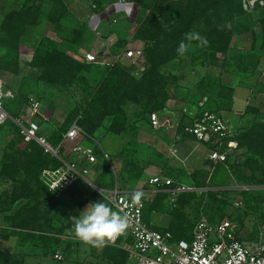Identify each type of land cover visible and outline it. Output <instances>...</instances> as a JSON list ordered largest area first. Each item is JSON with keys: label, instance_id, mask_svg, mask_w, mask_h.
Instances as JSON below:
<instances>
[{"label": "rangeland", "instance_id": "rangeland-1", "mask_svg": "<svg viewBox=\"0 0 264 264\" xmlns=\"http://www.w3.org/2000/svg\"><path fill=\"white\" fill-rule=\"evenodd\" d=\"M46 1L0 0V21L12 10H23L27 4H45ZM113 2L136 4L131 0H107L105 3ZM150 2L153 3L152 0ZM75 3L82 12L86 11V15L93 10L89 17L94 18L96 14H99L102 19L117 20L115 29L123 39L119 46L113 47L116 55L125 49L129 39H142L143 47H145L147 44L144 38H146L150 46L154 42V36L161 33L159 28H167L179 22L174 14L170 12L164 15L155 14L152 8L144 12L143 8L138 6L134 20L131 17L127 18L123 13L122 15L112 13L111 9L107 13L109 6L105 9L93 5L94 8H92L91 3L94 4L92 0H78ZM167 10L166 7L165 12ZM230 12L232 14L225 9L219 13L211 12L206 21L198 22L184 38L186 50L183 53L178 52L174 59L160 68L165 79V84L162 86L163 94L160 96L161 100L165 99L163 110H171L181 118V114H184L183 110L187 108L199 121L205 117L206 113L218 116L226 127L227 136L220 139L216 135H211L210 141H200L184 129L194 126L193 119L183 117L178 130L169 132L172 137L167 135V131V133H159L162 139L155 141L154 138L158 132H153L150 128L149 112L145 102L137 104L130 102L123 106L125 119L116 123L118 128L125 127L121 135L130 139L127 147L116 157L104 154L100 150L102 155L98 157L100 161L104 159V162L114 170L117 189H126L137 187V181L142 178L155 176L191 184L195 177L193 174L195 169L201 165L207 170L210 169L203 165L208 152L215 148L221 150L230 166V184L223 187L190 190L176 210L171 208L168 195L157 193L158 201L154 207L152 201L146 203L145 214L149 221L153 215L162 216L166 220L162 228H170L172 225L180 226L179 229L182 231L180 234L186 236L191 235L195 223L206 216L216 221L229 219L233 222L238 236L255 237L259 236V222L264 217V141L261 140L258 143L254 141L251 145L243 142L244 145H241L235 139L239 133L254 124L264 122V0H241L240 4H235ZM40 16L47 17L46 12ZM54 27L52 22L44 20L40 25L28 30L23 38V42L27 45L25 51L23 49V53L26 54L23 56L24 59L31 57L28 55L32 52L31 50H34L41 37L45 34L55 35ZM215 31L230 34L231 41L226 49H219L215 42H209L213 37H217ZM189 34H191L190 38ZM29 49H31L30 52ZM148 66L146 52L143 50V54L134 59V65L128 71L140 78ZM90 74L96 76L98 72ZM19 75H17L18 78L12 76V79L11 77L3 79L6 85L9 83L11 85L14 82H20L21 76H24L26 82L30 80V83L23 84L26 92L36 95L44 104L58 97L60 102L70 106L69 117L74 115L76 109L83 106L88 99L86 92L76 85L54 87L45 82L32 81L31 74ZM205 104H209L210 108L204 109ZM111 121L112 117H107L99 132H107ZM47 127H51L50 122L42 125V128ZM228 137L232 138L233 147H230ZM13 138L10 137L13 141L12 147L8 148L7 143L6 147H0V160L5 151L13 152L17 148L27 146V142L21 138ZM220 140L222 143L219 142ZM101 141L104 148L111 153L117 151L120 148L119 144L122 143L113 135L106 136ZM51 143L55 147L59 145L55 140ZM171 143H175L172 148ZM68 144L70 142H67L63 148L67 149L66 151L72 149ZM89 144L92 147L97 146L92 142ZM173 148H178V153H174ZM96 149H99L98 146ZM173 153L178 154L179 157H185V163L178 160ZM10 179L0 174L2 194L12 193L13 186ZM93 181L92 178L91 182ZM94 186L88 182H81L80 191L75 190L72 200L63 199L58 210L51 215L52 219L43 223V230L50 232L53 240H48L46 243L40 242V245L35 247L37 248L35 257L38 258L33 263L121 264L119 262L124 261L123 258L118 257L115 261H108L107 257L113 253L112 247L107 245L97 248L85 245L74 235L72 218L78 217L88 203L96 202L91 199L94 191L101 195L105 191ZM155 186L158 187V185ZM154 211L156 214H153ZM0 217V238L8 241L5 247L3 243H0V250L12 256L8 264H25L23 255L26 256V254L17 253L14 238L19 242L32 241V239L16 236L15 230L5 227L2 213ZM57 251L63 255L62 261H55L54 256ZM16 253L18 256L15 255Z\"/></svg>", "mask_w": 264, "mask_h": 264}, {"label": "trees", "instance_id": "trees-1", "mask_svg": "<svg viewBox=\"0 0 264 264\" xmlns=\"http://www.w3.org/2000/svg\"><path fill=\"white\" fill-rule=\"evenodd\" d=\"M106 1L93 0V3L97 8H102ZM131 1L143 8L144 12L152 8L155 10V14L164 15L170 12L179 19L178 24H172L167 28H159L161 33L158 36H154V42L150 46L148 40L141 36L147 44L142 48L146 52L149 66L140 78L133 76L128 70L116 63L106 67L94 62L87 64L86 61H81L69 55L62 49L61 44L57 40L46 35L41 37L36 44L31 61L28 64L38 70L36 79L46 83L57 84L58 86L76 85L81 87L88 96L86 104L77 108L74 115L53 131L49 137L50 141L53 142L55 140L59 143L62 139V134L68 130L72 121L77 117H79L80 126L87 134L85 136L87 144L93 142L90 137L95 136L96 131L101 128L103 121L107 117H112L107 131L122 134L125 131V127L118 128L116 123L125 119L126 115L123 109L125 103L132 102L137 104L145 102L149 112L148 121L152 112L163 111L165 99L161 100L160 96L163 94L162 86L165 84V79L160 70L161 66L177 56V49L181 42H184L186 35L198 22L206 21L211 12L213 14L219 13L225 9L232 14L230 10L233 9L235 4H240L241 2V0H152L153 3L150 0ZM166 7L168 10L165 12ZM44 12H46L47 17L40 16ZM73 19V14L69 10L66 0H47L45 4L40 3L37 5L27 4L23 10H12L4 16L0 21V47L4 49V53L0 58V75L2 70H8L14 75L20 74V46L23 43V38L27 35L30 28L40 25L44 20L52 22L55 25V31L59 34L62 33L63 29L71 31L75 41L78 42L84 30H81L82 26L75 24ZM215 33H217V37H213L209 42H215L219 49H226L231 41L230 34H225L222 31H215ZM91 72H98V74L94 76L90 74ZM6 88L8 89L9 87L6 86ZM27 100L28 93L20 88L14 97L4 99V107L12 118H18ZM209 108V104H205L204 109ZM212 110L215 109L212 108ZM0 134L10 137L12 135V138L19 137L25 141L20 135L18 125L12 119H8L0 126ZM235 139L241 145H244L243 142L251 145L254 141L256 143L261 140L264 141V122L254 124L239 133ZM228 140H232V138H228ZM12 143V140L8 142V148L12 147ZM94 149L97 157L100 158L102 155L101 151L96 149V147ZM63 157L65 160L70 159L68 156ZM60 165L61 161L58 158L45 153L43 147L34 140L27 142V146L24 148H17L13 152L5 151L0 160V174L3 177L11 178L13 186L10 195L7 193L2 194L0 191V213L3 215L6 228L15 230L14 234H17L16 236L32 239V241L25 240L21 242L25 245L37 247L40 242L46 243L48 240H53L51 238L52 234L43 230V223L52 219L51 215L58 210L63 199L72 200L75 190L80 191L79 184L85 182L82 179L78 180L59 197H56L41 180V174L46 168H55ZM203 165L210 167V169L207 170L204 167L195 169L193 172L194 180L191 184H188L189 186L204 189L206 187H223L230 184V166L228 161L213 162L207 155ZM138 170L141 171L139 168ZM93 180L94 185L101 189L110 190L115 188V172L111 166L104 162V159L99 162ZM175 182L184 183L182 181ZM186 193L179 195L177 206L173 209L176 210L179 207ZM158 194L168 195V192L161 190ZM103 197L97 191L91 194V199L96 202L103 200ZM157 201L158 198H155L152 202L154 203L152 204L153 207ZM104 202L109 203L106 198ZM143 215L145 219V208ZM208 219L212 223L217 222L216 220ZM150 227L161 232L170 231L174 240L190 239L192 235V233L187 236L180 234L182 232L179 229L180 226L172 225L170 228H156V226L150 225ZM127 241H130V239L127 238ZM122 242L123 236L118 240L117 246L108 244L109 247H112L113 253L107 257V260L115 261L118 257L119 259H124V261L119 262L121 264H135L130 253L120 246ZM10 259H12L10 254L0 250V264H8Z\"/></svg>", "mask_w": 264, "mask_h": 264}, {"label": "built area", "instance_id": "built-area-1", "mask_svg": "<svg viewBox=\"0 0 264 264\" xmlns=\"http://www.w3.org/2000/svg\"><path fill=\"white\" fill-rule=\"evenodd\" d=\"M142 54V47L130 48L123 54L116 55L115 61L122 58L134 60ZM101 59L103 55L92 52L85 54L87 62L103 63ZM6 86V82L0 75V126L8 119H12L18 125L20 135L26 142L36 141L43 147L45 153L61 161L59 167L46 168L41 174V180L48 186L49 191L60 183L64 176L66 177L61 185L55 191H50L56 197L78 180L93 178L100 160L93 147L81 143L87 134L78 122L79 117L72 121L68 130L62 134L58 147H55L41 132V125L46 119L41 113V101L31 96L24 108V113L18 118H12L4 107V99L14 97V92ZM183 113L182 118L193 117L195 122L194 126L184 129L200 141H210L211 135H216L220 139L227 136L226 127L218 116L206 113L205 117L199 121L187 108L183 110ZM149 121L154 129H178L182 123L181 118L171 110L152 112L149 115ZM67 142H70L68 145L72 148L68 151L63 149ZM219 142L222 143V140ZM228 143L230 147H233V140H229ZM61 152L65 156H73L65 160ZM208 155L213 162H226V156L218 148L211 150ZM150 181L152 184L166 188L170 194L171 208L177 206L181 193L198 189L161 176H155ZM103 196L114 211L126 215L129 221L124 233L109 245L117 246L118 240L123 236L120 246L130 253L135 264H264V217L259 222L260 232L257 239L239 237L233 222L229 219L212 223L203 216L195 223L190 239L174 240L170 231L161 232L151 228L145 222L143 200L133 203L132 196L117 189L104 191ZM127 238L130 241H127ZM55 257L60 260L63 256L57 253Z\"/></svg>", "mask_w": 264, "mask_h": 264}, {"label": "crops", "instance_id": "crops-1", "mask_svg": "<svg viewBox=\"0 0 264 264\" xmlns=\"http://www.w3.org/2000/svg\"><path fill=\"white\" fill-rule=\"evenodd\" d=\"M75 1L78 2V0H66V4H67L69 10L71 11V13L73 14V17H74L73 22H75V24L82 26L80 29L84 30L81 39L78 42H76L74 39V35H72L71 31H66L65 29L62 30L61 34H59L55 31V28H54V31H55L54 34L55 35H50V34H45V35L52 38V39L57 40L61 44V47H62V49H64V51H66L69 55L74 56L75 58H77L81 61H86L85 60V54L92 52V53H95L97 55H103V59H101V61H104V62L103 63L102 62L96 63V64H100V66H103V67L112 66L114 63H116V64H119L122 67H124L126 70L131 69L134 65V60H132V59L122 58L121 60L115 61L116 60L115 59L116 54L113 51V47L119 46L120 41H122V39H123L121 37V35L119 34V32L117 31V29H115V26H116L115 23H117V20L116 19L115 20L102 19L101 16H99V14L98 15L96 14V16L94 18L92 16L89 17L90 13H92L93 10L90 11L89 15L88 14L86 15V11L82 12L79 9V7L77 6V4L75 3ZM92 2H93V0H92ZM91 5H92L91 7L94 8L95 4L91 3ZM108 6H109V9L106 10L107 13L111 9L112 13H116V14H120V15H122V13H123V14H126L127 18L131 17L134 20L136 18V12H137L136 8L138 7V5H136V4H132V3L131 4H126V3L125 4L124 3L118 4L117 2H113L110 4H106V3L104 4L105 9ZM104 26H105V28H104ZM141 47H143V41L141 39H135V40L129 39L127 46L124 47L125 49L121 53H119L118 55L123 54V52L125 50H128L130 48H141ZM26 48H27V45H25V43L23 42L20 46V74L21 73H26L29 75L31 74L32 78H30V79L32 81L44 82V81H39L36 79L37 74H38V70L37 69L35 70L33 67L28 65L29 62L31 61L32 54L34 51L29 49V52H30V50L32 52L28 56H31V57L29 59L23 58V56L26 55L25 53H23V49L25 51ZM3 53H4V49L0 47V58L3 55ZM87 64H90V63L87 62ZM1 76L5 80L8 79L9 77H11L10 79H12V76H16V78H18L17 75L12 74L8 70H2ZM29 81L26 82L25 77L21 76L20 82H18V83L14 82L11 85L9 83L7 85H9V88H11V90H13L14 95H15L16 92L20 88H22V90L24 92H26L23 89L24 88L23 86L27 83H30ZM47 84H50L54 87H58L57 84H51V83H47ZM18 86L20 88H18ZM27 93H28V100L31 96L37 97L36 95H33L31 92H27ZM10 98H12V97H10ZM28 100L25 103L24 108L27 105ZM41 103H42V101H41ZM85 104L86 103H84V105ZM24 108L22 109L21 114L24 113ZM69 109H70V106L60 102L58 97L54 100L53 99L50 100V103H47V104L42 103L41 113L46 118L45 121H43L42 125L46 122H50L51 127L42 128V125H41V132L49 138L52 135L54 130H56L58 127H60L63 123H65L67 121V119L69 118V113H70ZM182 116L183 115L181 114V118H182ZM178 117L180 118V116H178ZM52 128H55V129H52ZM150 128H151V130H153V132L154 131L158 132L155 135L156 136V138H154L155 141H160L162 139V136H160L159 133H167V131H168L167 135L172 137V134L170 135L169 132L170 131L176 132L178 130V129H166V128H162V129H154L152 127H150ZM109 135H113V136L117 137V139L122 142L121 144H119L120 148L113 153L107 151L104 148V146L102 145V141H101L102 138H105L106 136H109ZM90 138L93 140L92 143L97 145L99 150H101L104 154H107L110 156L114 155L115 157H116V155L118 156L119 153H121L127 147L128 142L130 140L125 135L116 134V133L108 132V131L105 133H101V132H99V130L96 131L94 137L91 136ZM9 140H10V136H3L0 134V147H6V143L8 144ZM81 143H83L84 145L90 146V144H87L88 142H87L85 137L81 141ZM174 144L175 143H171L170 147L171 148L174 147L175 146ZM173 149L175 150V151L173 150L174 153L175 152L178 153V148H173ZM174 153H173V155L178 160L185 163V161H186L185 157H179L178 154H174ZM61 154H62V152H61ZM208 154H209V152H208ZM63 156H65L64 153H63ZM71 156H73V155H70L68 157H71ZM150 166L152 167V165H150ZM153 167L157 168L156 166H153ZM200 167H202V165ZM149 169H150V167H149ZM158 169L160 170V168H158ZM94 176H93V178H94ZM150 178L151 177H148L147 179H144V178L140 179L139 181H137V183H136L137 187H135V188L117 189V185H115L114 189L122 191L123 193H125L127 195L130 194L129 196H133L134 193L138 192V193H141V199L140 200H143L145 202V204L149 201L153 202L156 198V194L159 191H161V190H164L165 192H168V191H166L165 187H162V189H161V186L156 187L154 184L151 183ZM91 179L84 180V181L93 185V183L91 182ZM144 184H147L149 186H143ZM114 189L105 190V191H111ZM168 197L170 200V194L169 193H168ZM154 213H155V211L153 212V214ZM145 217H146L145 222L149 226L151 225L154 227L156 226V228H162L166 224V220L162 216L160 217L159 215H153L150 221L147 219L146 214H145ZM0 219H1V217H0ZM68 232H71V231L68 230ZM236 233H237V231H236ZM65 235L67 236V234H65ZM258 237L259 236L257 235L255 237H241V238H243V239H257ZM0 243H3L4 247H5V244H7L8 241L6 239L0 238ZM14 244L17 246V251H18L17 253L26 254V256L23 255L25 264H35V263H33V261H37L36 258H38V257H35V252H37V248H35V246L25 245V244L19 242V240H17L16 238H14ZM25 251H27V253H25ZM17 253L15 255L18 256ZM31 253H33V254H31ZM57 253L62 254L60 251L55 252V254H57ZM31 255H33V256H31ZM38 256H40V255H38ZM44 258H46V257H44ZM54 258L56 259L55 261H62V259H63V257H62V259L59 260L55 256H54ZM45 261H46V259H45Z\"/></svg>", "mask_w": 264, "mask_h": 264}, {"label": "clouds", "instance_id": "clouds-1", "mask_svg": "<svg viewBox=\"0 0 264 264\" xmlns=\"http://www.w3.org/2000/svg\"><path fill=\"white\" fill-rule=\"evenodd\" d=\"M190 37L191 34H189ZM185 50V44L182 41L177 51L183 53ZM61 182L50 191H55ZM104 199L103 197L101 201L88 204L78 217L72 218L74 220V235L85 245L97 248L107 246L114 243L128 227V217L114 211L109 203L104 202ZM140 199L141 193L133 194V203H138Z\"/></svg>", "mask_w": 264, "mask_h": 264}, {"label": "water", "instance_id": "water-1", "mask_svg": "<svg viewBox=\"0 0 264 264\" xmlns=\"http://www.w3.org/2000/svg\"><path fill=\"white\" fill-rule=\"evenodd\" d=\"M95 188H97L96 186H94ZM98 189V188H97Z\"/></svg>", "mask_w": 264, "mask_h": 264}]
</instances>
